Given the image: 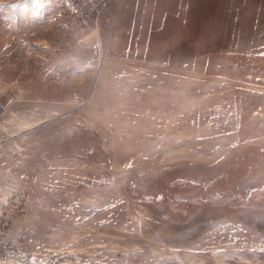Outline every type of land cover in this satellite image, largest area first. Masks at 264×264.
<instances>
[{"label": "rangeland", "instance_id": "1", "mask_svg": "<svg viewBox=\"0 0 264 264\" xmlns=\"http://www.w3.org/2000/svg\"><path fill=\"white\" fill-rule=\"evenodd\" d=\"M0 0V264H264V0Z\"/></svg>", "mask_w": 264, "mask_h": 264}, {"label": "built area", "instance_id": "2", "mask_svg": "<svg viewBox=\"0 0 264 264\" xmlns=\"http://www.w3.org/2000/svg\"><path fill=\"white\" fill-rule=\"evenodd\" d=\"M112 0H75V17L81 26L99 23ZM109 26V21H103Z\"/></svg>", "mask_w": 264, "mask_h": 264}, {"label": "bare ground", "instance_id": "3", "mask_svg": "<svg viewBox=\"0 0 264 264\" xmlns=\"http://www.w3.org/2000/svg\"><path fill=\"white\" fill-rule=\"evenodd\" d=\"M112 1H111V3H112ZM111 3H110V5H111ZM110 5L108 7H110ZM105 20L109 21V23H110L109 26L104 25L103 21H105ZM82 27L110 28V29H112V27H113V20L111 18V15L108 12V8L104 12V15L102 16V19L99 21V23H97V24L96 23H92V24L85 25V26H82Z\"/></svg>", "mask_w": 264, "mask_h": 264}]
</instances>
